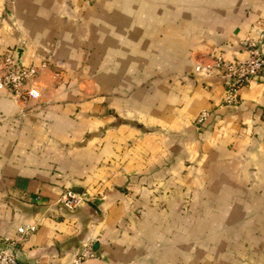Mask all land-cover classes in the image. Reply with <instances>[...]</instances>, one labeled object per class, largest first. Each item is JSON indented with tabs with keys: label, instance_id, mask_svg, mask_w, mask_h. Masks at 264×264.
Returning <instances> with one entry per match:
<instances>
[{
	"label": "crops",
	"instance_id": "1",
	"mask_svg": "<svg viewBox=\"0 0 264 264\" xmlns=\"http://www.w3.org/2000/svg\"><path fill=\"white\" fill-rule=\"evenodd\" d=\"M250 38L264 0H0V56L49 61L40 99L0 89V245L30 223L20 264H264V71L235 105L194 71Z\"/></svg>",
	"mask_w": 264,
	"mask_h": 264
},
{
	"label": "built area",
	"instance_id": "2",
	"mask_svg": "<svg viewBox=\"0 0 264 264\" xmlns=\"http://www.w3.org/2000/svg\"><path fill=\"white\" fill-rule=\"evenodd\" d=\"M245 45L248 50V57L244 60H225L219 56H211L210 62H199L195 66V73L199 75H209L214 69L221 72L225 80V92L223 102L228 105H235L238 102V93L243 85L249 84L264 71V39H247ZM49 61L42 59L38 63H25L21 59L17 61L16 51L5 52L0 56V89H8L10 95L18 101H36L41 97V90L35 84V78L47 68ZM207 110L200 111L198 122H202L208 116ZM83 200V197L71 190L64 191L58 203L73 209ZM36 229L35 224L25 223L20 225L17 236L13 239L6 236L0 245V264H20L16 252V244L26 239V237ZM94 253L89 248H84L78 252L74 259V264H80L82 260L93 256Z\"/></svg>",
	"mask_w": 264,
	"mask_h": 264
},
{
	"label": "water",
	"instance_id": "3",
	"mask_svg": "<svg viewBox=\"0 0 264 264\" xmlns=\"http://www.w3.org/2000/svg\"><path fill=\"white\" fill-rule=\"evenodd\" d=\"M22 49H17L16 50V58L17 61H20L21 57H22ZM72 192L74 193H81L80 189H77V187H73L72 189H70Z\"/></svg>",
	"mask_w": 264,
	"mask_h": 264
}]
</instances>
